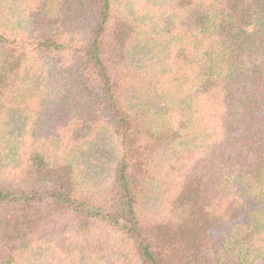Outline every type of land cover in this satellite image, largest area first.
<instances>
[{
	"label": "trees",
	"instance_id": "16d2710c",
	"mask_svg": "<svg viewBox=\"0 0 264 264\" xmlns=\"http://www.w3.org/2000/svg\"><path fill=\"white\" fill-rule=\"evenodd\" d=\"M0 264H264V0H0Z\"/></svg>",
	"mask_w": 264,
	"mask_h": 264
}]
</instances>
